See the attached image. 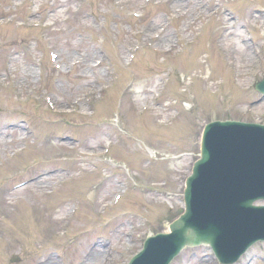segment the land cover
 Returning a JSON list of instances; mask_svg holds the SVG:
<instances>
[{"label": "rangeland", "instance_id": "374dc122", "mask_svg": "<svg viewBox=\"0 0 264 264\" xmlns=\"http://www.w3.org/2000/svg\"><path fill=\"white\" fill-rule=\"evenodd\" d=\"M112 1L0 0V264H127L184 209L205 124L264 122V0ZM172 264H264V240Z\"/></svg>", "mask_w": 264, "mask_h": 264}, {"label": "water", "instance_id": "95a60500", "mask_svg": "<svg viewBox=\"0 0 264 264\" xmlns=\"http://www.w3.org/2000/svg\"><path fill=\"white\" fill-rule=\"evenodd\" d=\"M221 121L211 122L207 124L203 136V142H202V157L196 162L194 167V173L193 175L188 178L187 180V189H186V205L187 209L184 214L181 215L179 219H177L172 225L171 235H168L169 241H178L180 242L181 246H184L185 244H199L202 241H206L210 243L214 248H216V236L212 233H204L202 230H200L199 226L194 223L190 218V187L193 177H197V170H201L202 168L198 167V165L208 163L210 161V158L215 159L212 157V151L211 147L208 145V139L211 135L212 128L215 124L220 123ZM211 143V141H209ZM212 144V143H211ZM218 185L214 184L211 188V192L214 194V196L217 193ZM211 198L212 195L210 194ZM209 200V197L203 199L200 202L194 203V207L198 208L200 205L206 203V201ZM213 205V204H212ZM214 207V205H213ZM207 210H205L201 216L200 219L206 223H212L214 219L216 218V212L213 211V208L210 206L206 207ZM215 234L217 232L215 231ZM217 253L219 257L221 258L220 249L219 247L216 248ZM223 260V259H222ZM227 261V260H224Z\"/></svg>", "mask_w": 264, "mask_h": 264}, {"label": "bare ground", "instance_id": "6f19581e", "mask_svg": "<svg viewBox=\"0 0 264 264\" xmlns=\"http://www.w3.org/2000/svg\"><path fill=\"white\" fill-rule=\"evenodd\" d=\"M156 33H158V31L157 30H154V32L153 33H151V37H154V38H158V36H156ZM161 37V36H160ZM167 42L169 43L170 42V40H168V38H165V43L167 44ZM191 46H193V45H191ZM162 48V47H161ZM217 83L216 82H214V83H212L211 85H208V86H210V87H213L214 88V85H216ZM221 84V83H220ZM218 85V84H217ZM134 86V85H133ZM220 88V87H219ZM134 89H138L137 91L138 92H140L141 93V89L139 88V86H134ZM256 89V88H255ZM186 103L188 104V106L190 107V101H186ZM192 107V106H191ZM190 107V108H191ZM167 119H170V117H168ZM210 165H212V164H210ZM207 169H208V172H212V169L208 166L207 167ZM215 170H217L216 168H215ZM241 172H242V174H244V173H248L249 172V169L247 168V167H245V165H243L242 166V169H241ZM220 175H222V176H226L225 175V173H223V172H221L220 173ZM108 179H110V177H108ZM243 187V189H247L246 188V185H243L242 186ZM253 195H256V193L254 192L253 193ZM258 218V220L259 221H261V222H264V220H263V217L262 216H259V217H257ZM257 225V223H249L248 224V227L249 228H252L253 226H256ZM238 237V236H237ZM224 240H225V243H224V246H222V249L223 250H225V247H227V245H229V244H231V240H230V238L227 236V235H224ZM246 240H248V239H246ZM205 245H207V243H204Z\"/></svg>", "mask_w": 264, "mask_h": 264}]
</instances>
